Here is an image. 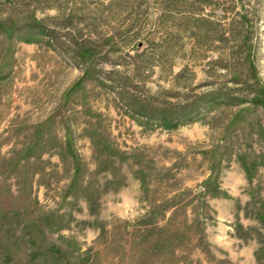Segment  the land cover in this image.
<instances>
[{"label": "rangeland", "instance_id": "1", "mask_svg": "<svg viewBox=\"0 0 264 264\" xmlns=\"http://www.w3.org/2000/svg\"><path fill=\"white\" fill-rule=\"evenodd\" d=\"M261 90L264 0H0V264H264Z\"/></svg>", "mask_w": 264, "mask_h": 264}, {"label": "trees", "instance_id": "2", "mask_svg": "<svg viewBox=\"0 0 264 264\" xmlns=\"http://www.w3.org/2000/svg\"><path fill=\"white\" fill-rule=\"evenodd\" d=\"M260 93L263 95V97H262V99H260V100L258 99V100H259V103L262 104V105L264 106V91L261 90ZM179 123H180V122H177V121H176V122L174 123V122H172V121H170V120H165V119H164V121H163V125L166 126V127L171 128V129H172V128H176L177 125H179ZM55 250H56V251H55ZM61 251H62L61 249H59L58 247H56V248H53V249L51 248V251H50V252H48L47 250H46L45 252H46V254H48V255H49V254L52 255V253H54L55 255H53V256L56 257L57 255H59V253H61ZM51 252H52V253H51Z\"/></svg>", "mask_w": 264, "mask_h": 264}]
</instances>
